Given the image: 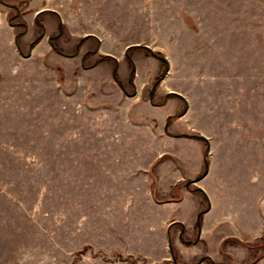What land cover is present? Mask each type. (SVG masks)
Masks as SVG:
<instances>
[{"label":"rangeland","instance_id":"374dc122","mask_svg":"<svg viewBox=\"0 0 264 264\" xmlns=\"http://www.w3.org/2000/svg\"><path fill=\"white\" fill-rule=\"evenodd\" d=\"M211 263L264 264V0H0V264Z\"/></svg>","mask_w":264,"mask_h":264},{"label":"crops","instance_id":"0c3cea01","mask_svg":"<svg viewBox=\"0 0 264 264\" xmlns=\"http://www.w3.org/2000/svg\"><path fill=\"white\" fill-rule=\"evenodd\" d=\"M197 135H199V134H197ZM199 136L202 137V138H204L205 140H207L205 137H203L204 135H203L202 133H200ZM205 136H206V135H205ZM203 169H204V165H203ZM203 169H202V172H203ZM202 172H201L198 176H200V175L202 174ZM207 172H208V169H207ZM207 172H206V174H207ZM206 174H205V175H206ZM198 176H197V177H198ZM195 180H196V179H195ZM190 181H191V180H190ZM190 181H189V182H190ZM211 209H212V206H211V207L209 208V210H207V211L209 212V211H211ZM205 212H206V211H205ZM197 213H198V212H197ZM202 213H203V212L201 211V212H199L198 214H196V220H195V223H194L195 226H196V222H197V219H198V215H199V214H202ZM169 216H170V217H173L171 214H169ZM173 218H174V217H173ZM175 219H177V221H175ZM175 219H174V221H172V222H174V223H179L181 226H186V224H185L186 221H183V220L178 219V218H176V217H175ZM169 220H170V219L168 218V219H166V220H164V221H169ZM221 221L228 222L229 220H228L227 218L224 217V219H222ZM172 222L170 221L168 224H170V223H172ZM172 224H173V223H172Z\"/></svg>","mask_w":264,"mask_h":264},{"label":"trees","instance_id":"16d2710c","mask_svg":"<svg viewBox=\"0 0 264 264\" xmlns=\"http://www.w3.org/2000/svg\"><path fill=\"white\" fill-rule=\"evenodd\" d=\"M164 62V61H163ZM197 138H199L200 140H203V141H206L204 138L200 137V136H196ZM203 165H204V169H203V172L200 176H198L196 178L195 181L201 179L207 172V169H208V163H207V160L205 159L204 162H203ZM190 182H194V181H190ZM189 182V183H190ZM200 218H201V214L198 215V219H197V222H196V227L199 229L200 228ZM203 261V260H202ZM213 264V263H211Z\"/></svg>","mask_w":264,"mask_h":264}]
</instances>
